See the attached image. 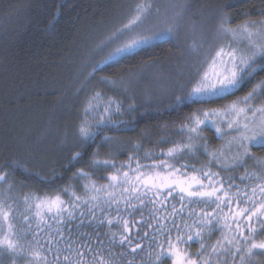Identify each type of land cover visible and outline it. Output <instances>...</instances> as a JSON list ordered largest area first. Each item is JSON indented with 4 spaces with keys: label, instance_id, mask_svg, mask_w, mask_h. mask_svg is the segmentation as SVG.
Returning a JSON list of instances; mask_svg holds the SVG:
<instances>
[{
    "label": "trees",
    "instance_id": "obj_1",
    "mask_svg": "<svg viewBox=\"0 0 264 264\" xmlns=\"http://www.w3.org/2000/svg\"><path fill=\"white\" fill-rule=\"evenodd\" d=\"M136 2L0 0V166L6 162L11 164L6 169L8 181L2 182L4 185L0 183V187L16 192L18 199L25 195L43 200L62 194L64 189L69 192L74 190L82 198L75 218L69 221L65 214L61 222L48 219L46 224H40L36 238L43 245L51 241L53 252L58 248L67 250L65 241L69 237L74 247L89 242L96 247L97 235L104 241L105 253L108 251L106 245L110 241L105 235L108 228L100 227L83 208V200L87 199L91 186L108 188L111 183L108 177L116 173L111 167H97L96 161L107 160L117 167L131 165L125 170L134 176L137 160L151 166L152 159L158 161L163 158L169 148L188 143V128L194 126L191 118L195 114L199 113L200 118L204 119V112L222 109L242 99L260 80H264V72H258L251 83L246 82L241 89L234 90L235 94L217 98L215 103L178 104L173 107L175 97L179 95L175 85H188L202 64L201 48L193 46L188 49L184 34L178 40L164 39L138 49L139 55H135L134 59H123L121 62V58H118L109 62L97 69L94 79H86L87 73L106 53L105 50L102 55H95L97 46L123 24L128 17L129 6ZM171 3L187 5L184 12L189 19L186 22L197 23L195 15L198 12L213 19V24L221 15L230 18L232 28L249 21L259 23L264 20L260 14L264 10V0H171ZM105 77L116 83H101ZM97 92L105 98V102L109 97L117 100L121 109L116 112L114 107L110 114L96 110L97 118L105 117L104 123L98 126L102 130H98L97 118L89 119V111L88 123H95L92 131L96 135L81 146L77 129L86 118L85 109L89 101ZM256 99L264 103V97ZM211 124L200 125L199 138L193 140L196 148L184 155L178 164L187 163L190 168L194 167L197 176H200L201 170L216 174L211 176L212 181L223 182L224 190L233 201L243 199L246 190L251 196L250 189L261 182L258 179L261 169L257 160L264 159V147L251 145L249 155L256 159L248 160L244 167H236V163L225 165L219 159L218 151L225 146L228 137L218 135ZM76 152L82 156L78 162L72 160ZM81 171L89 173L90 178L80 179L78 173ZM241 177L245 178L243 182ZM200 178L207 186L208 178ZM229 181L233 187H229ZM84 185H88L87 190ZM113 194L119 197V188ZM99 196V202H102L107 198V193L101 191ZM63 198L66 202L71 199L70 196ZM254 199H259V189ZM153 200L156 202L152 203ZM94 203L89 200L90 205ZM123 203L121 200V207ZM249 206L251 204L239 205L240 208ZM115 207L113 205V209ZM140 207L144 213L140 221L142 224L151 220L155 226L159 218V225L167 224L175 236L176 229L172 226L175 219L186 237L184 224L193 225L197 216L211 211L214 205L190 204L187 197L181 201L178 190L168 197L159 194L157 199L153 190L147 193L145 203ZM82 210L85 212L83 225L80 218ZM236 211L237 207L233 204L231 213ZM231 213L225 211L220 214L219 224L213 219L215 232L206 229L203 233L202 242L210 253L211 246L217 241L225 245V248H218L217 252L205 256L208 264H264V254L254 253L247 259L241 252H236L234 246L227 245L225 238L236 235L223 227L225 223L233 226ZM100 215L96 211V217ZM213 215L215 217L217 214ZM224 216L228 217L227 221L223 219ZM137 220H140L139 216ZM57 230L64 233L63 239L56 235ZM135 231L133 228V234ZM144 231L149 233L147 237L143 236ZM154 235L157 241H163L164 237L156 234L152 228L141 231L144 251L137 250L135 264H153V249L156 247L152 243ZM225 249L235 254L230 255ZM187 250L193 256L202 251L199 244H193ZM112 251L110 259L115 264H121L119 249ZM241 256H244L243 261ZM48 259L52 261L51 254Z\"/></svg>",
    "mask_w": 264,
    "mask_h": 264
},
{
    "label": "snow or ice",
    "instance_id": "obj_2",
    "mask_svg": "<svg viewBox=\"0 0 264 264\" xmlns=\"http://www.w3.org/2000/svg\"><path fill=\"white\" fill-rule=\"evenodd\" d=\"M186 7L187 5L179 4L171 6V12L166 13L167 19L161 20L160 8L154 5L153 0H137L136 3L129 6L128 17L122 27L115 29L110 36L97 46L95 50V55L97 56L102 55L106 49L112 48L113 50L109 52L99 65L94 66L92 71L87 73L86 78L91 77L94 79L97 69L102 65L108 64L109 61L116 57H120L121 62L123 59H134L135 55H139L137 50L142 49L151 40L165 36L170 40L178 37L183 22L182 13ZM260 14L264 17V10ZM154 20L159 21V24H153ZM232 23L230 18L221 15L218 19V31L225 38L231 36L234 39L240 36L247 41L244 48H233L228 45L227 50H225L224 47H220L216 51L215 57H209L204 61V64H207L209 60L214 66L218 64L219 70L209 76L204 71V65H201L197 69L196 77L188 85L177 83L175 87L179 90V95H176L173 107L178 104L215 103L217 98H225L229 94H235L234 90L241 89L246 82L251 83L258 72H264V39L257 40L253 38L264 37V31H261L264 30V20L259 23L249 21L238 28H232ZM141 30L151 32L152 35H142ZM101 83L115 84L116 81H110L105 77L102 78ZM258 95L264 97V80H260L241 101H234L229 106L232 115L239 118L243 114L245 120L243 125L239 123V119L234 122L229 121L227 124V127L232 130L229 134L238 137L239 150L236 157V167H244L248 160L256 159L249 155V145L264 147V106L254 109L251 105V101L256 99ZM103 99L105 98L101 97V94L97 92L85 109L86 118L77 129V136L81 146L87 144L88 140L96 135L87 119L89 111H94L99 106L98 104H93L92 101ZM106 100L107 102L103 108L104 113H108L113 107H115L116 112L120 111L121 105L117 100L110 97L106 98ZM257 113L260 114L259 121L250 119L249 114H251V117H256ZM216 114L215 109L204 112V119L200 118L199 113L195 114L191 118L194 126L188 128V143L169 148L167 153L163 154V158L158 161L152 159L151 166L143 165L137 160L133 170L134 176H130L129 171L125 170L126 168H131V165L117 167L114 163L107 160L95 162L97 167H111L116 170L115 174L108 177L111 181L108 188H97L93 184L87 199L83 200V208L87 210L92 220L97 221L100 227L108 228L105 233L110 241L106 245L107 253H105L104 241L99 238V235H97L96 247L90 242L87 244L81 243L79 247H74L72 238L69 237L65 241L67 250L58 248L53 252L51 241H49L48 245H43L36 239L37 233L31 228L30 222L27 227L32 234L31 239H29L28 233H16L12 223L9 222L15 218L12 206L3 201H0V220L8 222V233L4 235L3 239H0V246L12 254L10 259H12L13 264H17V257L20 258L19 264H53V261L55 264H115V261L110 259L114 248L119 249L121 264H135L137 250L139 249L140 252L144 251L141 243L143 239L141 231L144 228H152L156 234L164 237L163 241H157L155 235L152 237V243L156 246L153 249L154 256L153 253L149 254L153 256V264H201V261H203V264H208L205 256L217 252L218 248H225V245L217 241L215 245L211 246L210 253L208 247L202 242L204 240L203 233L206 229L215 232L213 219H215L216 224H219L220 214L225 211L231 213V208L235 204L237 211L231 213V220L232 224L235 225L237 235L230 238L226 237L227 245L234 246L235 251L240 252V242L242 240L249 256L253 255V250L256 249L260 250L261 254H264V159L257 160L261 169L258 179L261 182L250 189L251 196L246 190L243 192V199H237L236 201H233L229 193L224 190L223 182L217 181L214 183L212 181L211 176L216 174L201 170L200 176H197V170L194 167L190 168L187 163L178 164L184 158V155L196 148L193 140L199 138L200 125L211 122L209 118ZM104 119L105 117L103 116L97 118V127L99 124L104 123ZM98 130L102 129L98 127ZM216 131L219 132L220 128H217ZM192 134L196 135L193 136ZM246 141L248 142L247 144L245 143ZM81 158V153L76 152L72 160L78 162ZM9 167H11V164L7 162L0 166V182L7 183L6 169ZM189 172L192 174L188 175ZM78 177L80 179H88L90 174L81 171L78 173ZM200 177L208 178L207 186H205L204 179ZM244 179V177H241V182ZM141 186L145 191L141 192ZM9 187L11 188V185ZM83 187L86 190L88 189V185ZM229 187H233L231 181H229ZM117 188L120 190L119 197L113 194ZM257 189H259L258 200L254 199L257 196ZM153 190L157 195V199L159 194L168 197L178 190L181 201L187 197L190 204L198 203L209 207L214 205V207L211 208V211L203 212V215L197 216L193 225L184 224V229H187L186 237L183 229L173 219L172 226L176 229V235L173 236L167 224L159 225V218H157V225L155 226L151 220L143 224L140 222L143 220L144 215L140 206L144 205L147 193ZM101 191L107 193V198L99 202V193ZM64 196H70L71 199L66 202L63 198ZM28 199V197H25V203L29 208H32L33 205L28 203ZM81 199L80 196L75 194L74 190L69 192L68 189H64L62 194H56L43 200L38 199V202L34 204L35 216L39 220L37 227H39V224H46L48 219H55L57 222H61V217H64L65 214L69 221L75 218ZM89 200L96 203L90 205ZM121 200L124 202L123 207L120 205ZM73 201H76V203L74 204ZM151 202L155 203L156 201L153 200ZM242 203L251 204V207L240 208L239 205ZM113 205H116L115 209H113ZM96 211L101 213L100 217H96ZM175 211L176 209L173 207V212ZM214 213L217 214L215 217ZM138 216L140 220H137ZM237 217L243 218L245 231H239L242 225ZM80 218L81 225H83L85 218L83 210L80 211ZM24 219L28 221L29 218L25 215ZM223 219L227 221L228 217L224 216ZM223 227L233 230L228 223H225ZM133 228L136 229L135 234L132 232ZM56 235L61 239L64 237V233L60 230H57ZM148 235L147 231L143 232L144 237ZM21 240L25 243H21ZM193 244H199L202 249L195 256L187 250ZM225 250L230 255L235 254L227 249ZM49 254L52 255V261L48 259ZM128 257L131 258L129 259ZM240 259L243 261L244 256H241Z\"/></svg>",
    "mask_w": 264,
    "mask_h": 264
},
{
    "label": "rangeland",
    "instance_id": "obj_3",
    "mask_svg": "<svg viewBox=\"0 0 264 264\" xmlns=\"http://www.w3.org/2000/svg\"><path fill=\"white\" fill-rule=\"evenodd\" d=\"M153 3L155 6L160 8L161 20L167 19L166 13H170L171 12V6H173V4L171 3V0H153ZM182 15H183V22H182V25L180 28L179 36L174 38V39L178 40V38H180L184 34V36H183L184 42H186L185 44H186V47H188V49L192 48L193 46H197V47L199 46L201 48L200 55L202 57L201 58L202 64L201 63L200 64L204 65V71H206L209 74V76H212V74L214 72L219 70V65L218 64L216 66L212 65L210 60L207 64H204V61L206 59H208L209 57H215V53L220 47H224L225 50H227L228 45H231L233 48H244V46L247 43V41L243 40L240 36H237L234 39L231 36H229L228 38H225L218 31V20H217L218 18L217 17H216L217 19L215 18L216 21L213 24V19H211L207 16H204L203 13H201V12H198L195 15V18L197 19L198 22L195 23V22H191V21L186 22V19H189V16L187 15L186 12H183ZM126 20L124 22H126ZM153 24H159V21L154 20ZM119 27H122V25ZM149 27H151V25H149ZM236 28H238V27H236ZM261 31H264V30H261ZM141 33H142V35H152L151 32H146L143 30H141ZM133 35H135V33H133ZM253 38L257 39V40L264 39V37H253ZM164 39H168V38L165 36V37H161L159 39L151 40L146 45H144L143 48L146 46H149V45H151L157 41H162ZM113 47H115V46H113ZM112 50H113L112 48L106 49V53L104 54V56L100 60V62L102 60H104V58ZM118 58H120V57H116L109 62H112ZM100 62L96 65H99ZM201 74H203V73H201ZM258 92H259V90H258ZM258 97H259V95L257 96V98ZM242 99H239L237 101H241ZM257 102H258L257 99H253L251 101V105L253 106L254 109L259 108L261 106H264V103L258 102V104H257ZM93 104H98L99 106L94 111L90 110L91 115H90L89 119H95L94 117L97 118L96 113H95L97 109H100L99 111L103 114H110V112L112 110H114V107H113L112 109H110V111L108 113H104L103 108H104L106 102L103 100L93 101ZM230 105L231 104L225 106L222 109L216 110L217 114L215 116L210 117L212 119L211 120V122H212L211 127L215 131L217 128H220L219 132L216 131L217 134L228 137L225 141V143H226L225 146L222 147V149L218 151V154L220 155L219 159L221 158L223 164L228 165V166H231V165L236 163V157H237L238 150H239V143H238V137L237 136H233V135L229 134L232 130L227 127V124L229 123V121L234 122L237 119H239V123L241 125H243V123L245 122L243 114H241V116L239 118H237L235 115L231 114L230 108H229ZM241 106H243V105H241ZM106 117L108 118V116H106ZM249 117H250V119H255V120L259 121L260 114L257 113L256 117H251V114H249ZM88 121H90V120H88ZM90 125H92V127H93L95 125V123H93V121H91ZM245 143L247 144L248 142L246 141ZM250 146L251 145H249V147ZM0 183H2V182H0ZM2 185H4V184L2 183ZM25 197H27V196L24 195L23 197L18 199L16 192L14 193L13 191H8V190L6 191V189H3L2 187H0V201H3L6 204L11 205L12 209H13V214H14L15 218L13 220H10L9 222L12 223L13 228L16 230V233H18V234L28 233V237H29V239H31L32 234L28 230V227H27L28 223L29 222L31 223V228L33 230H35V232L37 234H38V231L40 229V224H39V227H37L39 220L35 216V208H34V204H35V202H38V199L34 198V196H31V197L28 196V198H29L28 203L33 205L32 208H29L28 205L25 203ZM247 205H250V204H247ZM249 207H251V206H249ZM25 215L28 216V218H29L28 221H26L24 219ZM238 219H240L241 225H242L241 228L239 229V231H245V228L243 227V224H244L243 218L239 217ZM232 229H233L232 231H234L237 235V232L235 230V225L232 226ZM7 233H8V222H4V221L0 220V239H3L4 235ZM20 242L25 243L23 240H21ZM243 243L244 242L241 240V242H240L241 251L240 252L242 253V255L247 257V259L251 258L252 255L249 256L247 254L246 248H244ZM25 246L27 247V245H25ZM259 252H260V250H258V249L253 250V254L254 253L258 254ZM11 256H12L11 253L7 252L6 249H4L2 246H0V264H2L3 261H4L3 264H13V262H11L12 259H10ZM16 260H17V264H19L20 258L17 257Z\"/></svg>",
    "mask_w": 264,
    "mask_h": 264
}]
</instances>
